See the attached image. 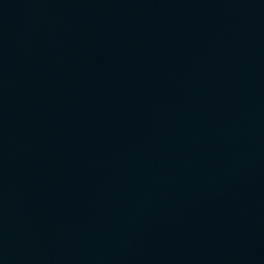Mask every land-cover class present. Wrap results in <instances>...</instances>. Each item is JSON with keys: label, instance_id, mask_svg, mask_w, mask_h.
Returning <instances> with one entry per match:
<instances>
[{"label": "water", "instance_id": "obj_1", "mask_svg": "<svg viewBox=\"0 0 264 264\" xmlns=\"http://www.w3.org/2000/svg\"><path fill=\"white\" fill-rule=\"evenodd\" d=\"M0 264H264V0H0Z\"/></svg>", "mask_w": 264, "mask_h": 264}]
</instances>
